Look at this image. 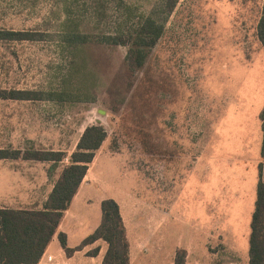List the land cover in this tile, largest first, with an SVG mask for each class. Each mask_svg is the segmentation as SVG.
<instances>
[{
	"label": "rangeland",
	"instance_id": "obj_1",
	"mask_svg": "<svg viewBox=\"0 0 264 264\" xmlns=\"http://www.w3.org/2000/svg\"><path fill=\"white\" fill-rule=\"evenodd\" d=\"M168 2L0 0V30L33 35L0 40V90L39 97L0 99V148L63 152L50 173V162H21L22 193H46L84 128L101 125L106 138L75 200L118 201L129 264H172L177 250L183 264H248L264 163L262 0H177L167 13ZM147 16L161 36L128 77L125 48L106 35ZM88 252H60L53 264H99Z\"/></svg>",
	"mask_w": 264,
	"mask_h": 264
},
{
	"label": "trees",
	"instance_id": "obj_2",
	"mask_svg": "<svg viewBox=\"0 0 264 264\" xmlns=\"http://www.w3.org/2000/svg\"><path fill=\"white\" fill-rule=\"evenodd\" d=\"M176 1L169 0L166 5L167 13L173 10ZM161 32L162 24L156 23L151 16H147L135 27H130L126 31L116 29L113 36L106 35V40L111 44L125 48V56L122 60L125 75L132 77L144 67ZM65 34L71 39L77 33L72 30ZM256 37L264 49V0H262L261 12L256 24ZM32 38L33 35L30 33L0 30V40H32ZM84 43L78 42L77 46ZM131 85L132 82H129L127 91ZM38 98L37 94L27 91L0 90V99L35 100ZM263 114L264 109L262 118ZM262 132L263 151L264 125H262ZM105 138L106 133L101 125H90L84 128L74 150L67 158L68 163L61 168L41 209L0 208V264L38 263L56 234L63 213L69 208L96 151ZM65 157L61 151L36 149L33 146L23 150L0 148V160L50 162L49 173L56 169ZM249 229L248 264H264V163L258 165V181ZM57 240L68 257L84 246L100 240L106 244L101 264H129L125 229L119 207L113 199L101 201L99 224L81 241L79 246L70 248L65 234L60 232L57 233ZM98 250L99 248L95 247L87 255L94 257ZM184 256V250H177L172 264H183Z\"/></svg>",
	"mask_w": 264,
	"mask_h": 264
},
{
	"label": "crops",
	"instance_id": "obj_3",
	"mask_svg": "<svg viewBox=\"0 0 264 264\" xmlns=\"http://www.w3.org/2000/svg\"><path fill=\"white\" fill-rule=\"evenodd\" d=\"M23 161V164L25 166H30L34 164H38L37 161H27V160H0V208H13V209H27V210H39L42 207V203L46 200L49 192L51 191V188L53 186H50V189L47 190L46 193L43 191H36V187L29 185L27 189L22 193V168H21V162ZM32 176V174H30ZM34 175V173H33ZM45 180L41 181L39 186L41 184H44ZM27 186V185H26ZM33 189H35L34 192H31ZM41 189V188H40ZM11 191V195L8 194V192ZM42 190V189H41ZM76 195L73 197L69 208L63 213V217L57 227V232L52 237V240L48 244L47 248L44 251L45 255H51V256H59L60 252H64L62 248L59 245V242L57 240V233H63L66 236L67 244L70 248H74L80 245L81 241L91 234L95 228L98 226L100 221V203L104 199H113L118 207L120 212V204L115 198L108 197V198H98L91 204L85 203L82 201V199H79L76 201ZM92 210L93 216L91 219H89L88 214L89 211ZM81 213V214H80ZM82 213L85 214L82 216ZM121 216V212H120ZM122 222L123 218L121 216ZM100 240L95 241L94 243L90 245L84 246L81 250L75 251L73 255L67 260H70L71 258L75 257L76 253H80L83 250H92L95 247H98V253L96 257H99V264H101L102 256L106 249L105 246L99 245ZM128 257H129V263H130V254L131 249L129 246L128 250ZM85 251L83 252V254ZM94 257H90L89 260L93 261Z\"/></svg>",
	"mask_w": 264,
	"mask_h": 264
},
{
	"label": "built area",
	"instance_id": "obj_4",
	"mask_svg": "<svg viewBox=\"0 0 264 264\" xmlns=\"http://www.w3.org/2000/svg\"><path fill=\"white\" fill-rule=\"evenodd\" d=\"M40 262H42V264H53L55 261L53 256L43 253L38 263Z\"/></svg>",
	"mask_w": 264,
	"mask_h": 264
}]
</instances>
